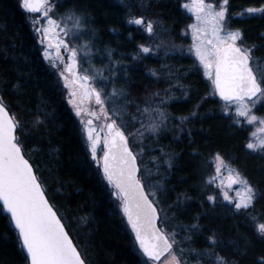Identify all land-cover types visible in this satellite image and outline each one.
Wrapping results in <instances>:
<instances>
[{
    "label": "trees",
    "instance_id": "1",
    "mask_svg": "<svg viewBox=\"0 0 264 264\" xmlns=\"http://www.w3.org/2000/svg\"><path fill=\"white\" fill-rule=\"evenodd\" d=\"M145 1L149 13L177 35L187 21L179 2ZM262 6L264 0H230L231 24L244 33L246 44L264 43V14L239 13L247 7ZM61 7L86 10L89 25L98 35V45L120 54L118 59L122 58L127 71L121 68L116 84L130 101L141 105L153 93L167 89L169 85L159 72L161 66L154 64L153 58L131 61L143 41L142 32L126 22L128 13L123 4L117 0H62ZM33 18L37 19V14H28L19 0H0V95L10 112L25 125L27 157L87 264H139V249L120 201L92 160L78 117L67 100L65 85L44 58L31 23ZM254 54L264 56V49ZM169 63L174 65L175 81L187 95L171 101L168 111L174 117L189 119L176 134L160 141L161 147L173 155L171 168L161 174V206L163 215L169 217L166 224L177 229L188 246L196 250L191 257L194 264H211L214 260L197 256L213 248L208 240L213 234L218 239L215 251L219 255L237 259L240 264H253L264 254V239L255 226L257 221L264 223V152L246 148L249 129L221 112L222 100L214 94V86L193 57L174 55ZM150 69L156 71L155 76ZM254 70L264 73V60ZM169 76L165 80L173 81ZM17 83L20 87H13ZM193 111L195 117L189 115ZM256 111L264 116V105L260 104ZM37 120L41 123L34 127ZM214 153L222 155L259 187L261 194L252 209L238 212L231 204L219 201L213 205L198 188L200 165ZM162 216L161 227L165 225ZM5 233L9 237L6 241ZM23 255L6 223L0 220V264H23Z\"/></svg>",
    "mask_w": 264,
    "mask_h": 264
},
{
    "label": "snow or ice",
    "instance_id": "2",
    "mask_svg": "<svg viewBox=\"0 0 264 264\" xmlns=\"http://www.w3.org/2000/svg\"><path fill=\"white\" fill-rule=\"evenodd\" d=\"M229 4L230 0H190V3L182 5L184 9L194 12L196 20L188 26L193 41L188 51L194 53L199 64L203 66L205 74L214 86V94L228 105V110L234 106L236 117H243L248 124L264 123V118L257 117L253 111L258 103L264 105V73L257 74L254 71V67L264 60V56H256L254 53L264 49V43L246 44L244 33L240 29L231 28ZM20 7L28 14L42 13L46 18V24L36 18H33L31 23L41 38L40 43H46L44 58L49 60L54 68H59V65L64 63L60 50L63 48L68 53L69 63L64 70L59 71L65 86L71 88L79 83L84 88L85 95L89 99L94 97L96 105L99 106L98 110L85 111L76 102V91L70 93V103L73 104L76 116L80 117L83 131L87 135L92 160L102 167L103 178L111 185L112 194L120 201V207L135 233L140 255L139 264H188L186 257L196 250L180 247L175 231L169 233L166 228L158 226L160 212L157 193L146 192L141 177L137 175V157L129 148L128 136L132 133L125 134L127 129L122 118L124 112L116 107L106 106L110 97H124L126 94L123 89L118 90L115 87H112L110 93L105 92V82L109 81V76L91 66L88 57L94 47L91 41L95 33L87 28L89 17L84 14L86 10L68 9L57 15V5L51 0H20ZM139 7L143 9L147 5L140 3ZM252 13L264 14V7H249L239 15ZM67 22H71V27ZM126 22L140 27L153 40L160 35L158 29L163 30V22L159 18L147 19L131 10ZM83 36L88 39L80 44L70 43L81 40ZM261 40L264 41V34L261 35ZM160 47L161 44H140L138 54L142 58L144 54L153 53ZM50 49L55 51V58ZM108 56L111 64V51ZM81 59L90 65V69L83 70V74L79 70ZM113 67L106 70L115 76ZM124 71L126 73L127 70ZM149 71L153 76L156 75L155 70ZM68 72L74 77L71 81L66 75ZM97 82L99 87L95 86ZM13 87L19 88L20 85L17 83ZM152 95L158 97L160 92ZM160 103H163V100ZM126 107L127 105H124V108ZM137 113L141 114V117L146 114L152 119L148 125L141 120V128L136 130L140 138L144 137L145 132L158 133L167 120L163 109L152 107L151 103H147L143 108L137 107ZM189 115L195 117L196 112L193 111ZM130 118L137 120L140 117ZM101 119L104 121L101 131L107 130L102 164L97 159L100 138L97 126L94 125V121ZM180 119L183 123L189 117ZM39 123L41 122L38 120L34 121L33 126L36 127ZM236 123L239 124L240 120L237 119ZM261 132H264V129H261ZM26 139L25 125L15 114L10 113L3 96L0 95V220L6 223L17 247L24 254L21 257L23 264H85L78 245L65 229L62 217L57 214L54 205L49 203L46 185L34 170L30 157L26 158ZM246 148L264 152V140L258 143L250 141ZM209 163L213 165L214 171L206 183L215 185L223 200L233 205L236 211L252 209L261 194L259 187L245 179L241 172L231 167L219 153L214 154ZM224 170L227 171V182ZM233 185H242L243 194L240 190H235L236 195L230 196L229 191L234 190ZM207 200L213 205L217 203L215 195H208ZM256 231L264 239V223L257 224ZM8 239V234L5 233L4 240ZM208 240L213 248L197 253L198 257H213L211 264H240L239 260L221 256L215 251L218 245L215 234L208 237ZM230 243L235 244V241ZM253 264H264V254Z\"/></svg>",
    "mask_w": 264,
    "mask_h": 264
},
{
    "label": "rangeland",
    "instance_id": "3",
    "mask_svg": "<svg viewBox=\"0 0 264 264\" xmlns=\"http://www.w3.org/2000/svg\"><path fill=\"white\" fill-rule=\"evenodd\" d=\"M117 1L121 4H123L127 8L128 14H129V11L131 10V12H133L135 14L144 15L147 19H157L151 13H149L148 2L146 3L145 0H123V2H122V0H117ZM177 1L179 2L181 9L183 10V12L185 13V15L187 17V21L183 23V25H182V27H181V29L177 35L173 34L170 31V29L166 28L165 24H163V30L158 29V31L160 32V35L158 36V38L153 40V39H150L148 34L144 33L140 27L131 25L133 27V29H136V27H138L140 32H142L141 39L143 41L140 44H145V45L161 44V47L159 49H156L153 53L144 54L143 57H151V58H153L152 62L154 64H157V65L159 64L161 66L159 72L161 74H163L162 76L164 78L162 80L164 82H166V84L169 85V86H167V89L165 91L161 92L160 96H158V97L151 96V97L147 98L145 100L146 102L141 104V105L138 103H135L133 101H130V99L127 97V95H125L124 97H120V96L110 97L108 99V103L106 105L109 108L116 107L117 109H121L124 112V115L122 118H123L125 127L127 129L125 134L128 135V133H132V135L128 136V140H129V143H130L133 151L135 152L136 156L138 157V161H139V164L141 167V172H140L141 180H142L143 184L145 185L147 192L155 191L157 193L156 199L159 201L158 207H159L161 216L163 215V208L161 206L160 197H161V192L163 189V181H164V176H161V174L171 168V167H169V163L172 165L173 155H171V153L169 151H167L163 147H161L160 141H162L163 138L168 136V135L176 134L177 131H179L180 126L187 121V120H185L183 123H181L180 118L182 116L174 117L168 111V105L171 101L181 99V97H183V95H185L184 94L185 89L175 81V79H176L175 76H177V75H174V73H173L175 71L174 65L170 64L169 62L174 57V55H179L180 57H186V56L193 57L196 65L199 66L204 71L203 66L199 64V61L195 57L194 53L188 51L189 46L193 43L192 38H191V29L188 26L195 23L196 20H195L194 12L184 9L182 7V5L184 3H190V0H177ZM19 2H20V0H19ZM51 2L55 5H57V7L55 9L57 15L67 11V9H63L61 7L62 0H51ZM213 2H215V0H213ZM140 3H144L145 5H147V7L143 8V9L140 8L139 7ZM262 7H264V6H262ZM64 8H65V6H64ZM247 8H249V7H247ZM247 8H245V9H247ZM254 8H260V7H254ZM252 14H260V13H252ZM246 15H251V14H246ZM127 19H128V16H127ZM46 22H47L46 19H44L42 21V23H44V24H46ZM67 23L69 24V27H71V22H67ZM229 23H230V26L232 29H238V28L232 26L231 20ZM87 28L90 31H94V33H95L94 39H92V41H91V43L94 45V47H92L91 55L88 57V59L91 61V66L94 67L95 69H100V70L104 71L105 75L109 76V81L105 82L106 87H105L104 91L110 93L112 87H115L118 90L122 89L121 86L118 87L116 84V82H117L116 79L118 78L117 75H120L121 68H122V71H124L125 70L124 67L126 66L125 64L122 63V61H123L122 58L118 59L120 54H114V51L112 49H109V48H106V49L101 48L98 45L99 38H98L96 31L94 29H92L89 24L87 25ZM175 36H178V37H175ZM86 39H88V37L83 36L81 40H77L75 42L70 41V43L80 44V43H82L83 40H86ZM53 42L55 43V40H53ZM140 44H138V45H140ZM138 45L136 48V52L134 54H132L130 57L131 61H133V62L143 58V57L141 58L140 55L138 54ZM173 45H175V47H173ZM42 46H43V53H44L45 46L44 45H42ZM63 51H64V63L60 64L59 68H54L49 60H47V59H45V60L55 70L56 75L59 77V79L61 80L63 85H65V81L59 76V71L64 70L65 66L69 63L68 53L64 49H63ZM109 51H111V64H110V59L108 56ZM53 57L55 58L54 54H53ZM133 57H136V58L134 59ZM117 61H119L118 64L116 63ZM108 67H113V71L115 72V76H112L106 70ZM85 69H90V65H89V63H85L84 60L81 59L80 66H79V70H80L81 74H83V70H85ZM73 71H76V69H73ZM68 74H69L68 76H70L72 79H74L71 72H68ZM168 74L170 75L169 77H171L173 79V81L169 80L170 82H167V80H165V78L167 77ZM204 75H205V78L209 82H211V80L208 78V76L205 74V72H204ZM113 81H114V83H113ZM120 82L121 81L119 80V83ZM211 84H212V82H211ZM95 86L99 87V83L97 82ZM212 86H213V84L211 85V87ZM86 87H87V85H85V88ZM65 89H66L67 100H68L72 110L75 113V110L73 108V104L70 103V100L72 99V97L70 96L71 90L69 87H66V86H65ZM125 94H126V92H125ZM211 95H212V93H211ZM81 97L84 100L93 101L94 106L97 109L99 108V106L96 105V103H95L94 97L92 99H89L85 95L84 88H82ZM161 100H163V103H160ZM76 102L78 103L77 100H76ZM129 102H131V103H129ZM147 103H151L152 107H157V108L163 109V111L167 115V120L158 133L145 132L144 137L140 138L136 134V130L141 128V120L145 125H148L152 122V119H151V117H149L146 114L141 117V114L137 113V107L143 108ZM124 105H127V107L124 108ZM259 105L260 104L258 103L255 106V108L253 110L254 114L257 117L264 118L263 115L258 114L256 111V109ZM219 107H220L221 112L224 115L231 116L235 122L237 119H239L240 122H243L244 125L249 129L248 130L249 131L248 143L250 141L258 143L260 140H264V132H261V129H264V123L257 122L254 124H248L247 122L244 121L243 117H239V118L236 117L234 106L231 108V110H228V105H226V103L223 101L219 105ZM152 115L155 116V113H153ZM131 116H137L140 118L137 120H132L130 118ZM78 120L80 123V117H78ZM118 123H119V121H118ZM80 125H81L83 137H84L85 143L87 145L88 151L91 154L90 146L87 142V135L83 131V125L81 123H80ZM94 125L97 126V132H98V135L100 138V143L97 146V159H100V157L103 154V137H102V131H101L102 124L100 122H96V123H94ZM141 131H143V129H141ZM251 151H253V150H251ZM253 152L263 153L260 151H253ZM214 154H216V153H214ZM214 154L206 157V159H204L203 162L201 163L199 177H198V181H197L198 182L197 186L204 193V195L206 197L208 195H215L217 197V202L219 201V202H227L228 203V201H224L223 198L219 195L220 190L217 189L215 187V185H208L206 183V180L208 179L209 175L212 174L214 171L213 165L211 163H209V161L213 160ZM91 156H92V154H91ZM224 160L228 164H230L231 167L239 170L237 167L232 165L225 158H224ZM224 177H225V182H227V171L226 170H224ZM242 187H243L242 185H237L236 187H233L234 190H230L229 195L235 196L236 195L235 190H240L241 194H243ZM163 216H162V218L164 220L165 225H162V228H166L169 233H171L172 231H175L177 234L176 240L180 242V247L185 248V249H191L188 246V244L185 242L183 237L180 236V232L177 229H174L173 226L171 227V225L168 226L166 224V223H169V219H168L169 217L167 216V214L166 215L164 214ZM259 223H263V222L257 221L255 223V226H257V224H259ZM194 253L195 252H191L190 255H188L186 257L188 264H194V262H192L193 259H191V257H193V255H194Z\"/></svg>",
    "mask_w": 264,
    "mask_h": 264
},
{
    "label": "water",
    "instance_id": "4",
    "mask_svg": "<svg viewBox=\"0 0 264 264\" xmlns=\"http://www.w3.org/2000/svg\"><path fill=\"white\" fill-rule=\"evenodd\" d=\"M43 19H45L43 16H42V14L38 17V20H40V22H42V20ZM38 34V33H37ZM38 37H39V42H40V36H39V34H38ZM41 44V43H40ZM53 44H54V42H53ZM41 45H44L45 47H46V43L45 44H41ZM50 50H52V49H50ZM53 53H54V55L56 56V53H55V51L53 50ZM60 56L61 57H63V52H62V49L60 50ZM218 96V95H217ZM219 97V96H218ZM220 98V97H219ZM221 99V98H220ZM222 100V99H221ZM223 101V100H222ZM11 113V112H10ZM102 125H104V122H103V124ZM106 133H107V130L106 129H104L103 131H102V137H103V149H104V151L106 150V145H105V140H106ZM128 144H129V140H128ZM129 148L132 150V148H131V146H130V144H129ZM104 151H103V153H104ZM133 151V150H132ZM133 153L135 154V152L133 151ZM136 155V154H135ZM102 157H103V154H102V156H101V158H100V161H101V164H102ZM137 157V156H136ZM26 158H28L27 156H26ZM30 163H32L31 161H30ZM136 163H137V165H138V168H139V172L137 173V175L140 177V170H141V168H140V165H139V162H138V158H137V160H136ZM34 170H35V168H34ZM100 170H101V173H102V175H103V171H102V167H100ZM107 182V181H106ZM108 183V182H107ZM143 183V182H142ZM235 186H237V185H233V187H235ZM145 191H146V188H145ZM147 192V191H146ZM46 195H47V193H46ZM150 198V197H149ZM151 199V198H150ZM49 203H51V201L49 200ZM52 204V203H51ZM55 208V207H54ZM121 208V207H120ZM158 211H159V208H158ZM121 212H122V214H123V216H124V218H125V220H126V223H127V225H128V228L130 229V231H131V233H132V235H133V238H134V241H135V243H136V246H137V248H138V243L136 242V240H135V233H134V231L132 230V228H131V225L128 223V220H127V217L124 215V213H123V211H122V209H121ZM160 212V211H159ZM57 214H58V212H57ZM59 215V214H58ZM160 219H161V215H160ZM62 222H63V220H62ZM64 223V222H63ZM65 224V223H64ZM157 224H158V226L159 227H161L160 226V220L157 222ZM65 229H66V231H68V229H67V227H66V225H65ZM68 233H69V231H68ZM69 236L72 238V236L70 235V233H69ZM73 239V238H72ZM73 242L75 243V241H74V239H73ZM82 255V254H81ZM83 257V256H82ZM84 258V257H83ZM85 264H87V262L85 261Z\"/></svg>",
    "mask_w": 264,
    "mask_h": 264
},
{
    "label": "flooded vegetation",
    "instance_id": "5",
    "mask_svg": "<svg viewBox=\"0 0 264 264\" xmlns=\"http://www.w3.org/2000/svg\"><path fill=\"white\" fill-rule=\"evenodd\" d=\"M63 50V49H62ZM63 60H64V51H63ZM69 75V74H68ZM69 80H73L70 76H69ZM74 87H71L70 90L72 91H76L77 96H76V100L78 101V103L85 109V111H89V110H98L95 106H94V102L90 101V100H84L81 99V93H82V88L80 86L79 83H76L73 85ZM80 91V94H79ZM96 122H100L101 124L104 122L103 119H101L100 121H94V123Z\"/></svg>",
    "mask_w": 264,
    "mask_h": 264
}]
</instances>
